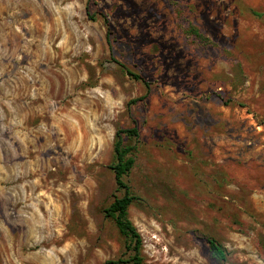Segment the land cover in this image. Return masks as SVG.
<instances>
[{
	"label": "rangeland",
	"instance_id": "obj_1",
	"mask_svg": "<svg viewBox=\"0 0 264 264\" xmlns=\"http://www.w3.org/2000/svg\"><path fill=\"white\" fill-rule=\"evenodd\" d=\"M87 3L0 0V264L128 257L103 209L133 126L144 264H264V0Z\"/></svg>",
	"mask_w": 264,
	"mask_h": 264
},
{
	"label": "trees",
	"instance_id": "obj_2",
	"mask_svg": "<svg viewBox=\"0 0 264 264\" xmlns=\"http://www.w3.org/2000/svg\"><path fill=\"white\" fill-rule=\"evenodd\" d=\"M88 0L87 7H89ZM89 10V9H88ZM90 14V12H88ZM106 25V38L110 41V37L113 34L111 23L106 14L101 13ZM94 14H90V18H94ZM197 36L201 37L199 33L195 32ZM131 77L140 79L148 87L149 83L139 74L126 69ZM145 96L141 97L144 98ZM138 99H132L130 102H136ZM122 134L128 136H138V128L136 126L130 128H119L115 133V140L113 144L114 159L110 164V168L114 173V180L116 189L122 191L120 196H115L113 200L103 209L106 217L112 218L115 225L121 235L124 237V246L127 253H129L126 259L118 257L117 259H110L104 261L103 264H119V263H131V264H144L141 254L142 250V237L128 217V208L133 203L137 196L132 192L131 187L125 181L124 176L129 172L134 164V157L132 155V146L124 145ZM212 255L220 261H225L228 255L227 249L214 237L207 236L206 238Z\"/></svg>",
	"mask_w": 264,
	"mask_h": 264
}]
</instances>
